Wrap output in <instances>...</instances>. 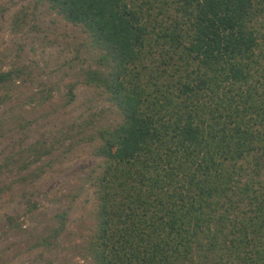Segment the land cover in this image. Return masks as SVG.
I'll return each instance as SVG.
<instances>
[{
	"label": "trees",
	"instance_id": "1",
	"mask_svg": "<svg viewBox=\"0 0 264 264\" xmlns=\"http://www.w3.org/2000/svg\"><path fill=\"white\" fill-rule=\"evenodd\" d=\"M41 1L98 50L84 82L120 113L90 137L94 262L264 264V0ZM25 72L0 67V108ZM19 150L0 169L54 153Z\"/></svg>",
	"mask_w": 264,
	"mask_h": 264
},
{
	"label": "rangeland",
	"instance_id": "2",
	"mask_svg": "<svg viewBox=\"0 0 264 264\" xmlns=\"http://www.w3.org/2000/svg\"><path fill=\"white\" fill-rule=\"evenodd\" d=\"M98 53L82 28L43 1L0 0V67L26 71L0 108L7 110L0 163L36 141L54 147L29 170L18 163L0 169V264H96L86 250L96 229L88 174L101 159L90 137L120 116L100 88L84 82ZM11 215L23 228L4 233Z\"/></svg>",
	"mask_w": 264,
	"mask_h": 264
}]
</instances>
